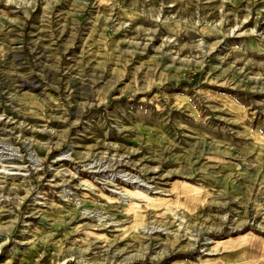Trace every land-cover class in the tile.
<instances>
[{
    "label": "rangeland",
    "instance_id": "1",
    "mask_svg": "<svg viewBox=\"0 0 264 264\" xmlns=\"http://www.w3.org/2000/svg\"><path fill=\"white\" fill-rule=\"evenodd\" d=\"M263 241L264 0H0V264Z\"/></svg>",
    "mask_w": 264,
    "mask_h": 264
},
{
    "label": "crops",
    "instance_id": "2",
    "mask_svg": "<svg viewBox=\"0 0 264 264\" xmlns=\"http://www.w3.org/2000/svg\"><path fill=\"white\" fill-rule=\"evenodd\" d=\"M263 245H264V241H263ZM180 262H182L183 264H196L197 262H195V261H187V260H185V261H180ZM204 264H207V261H205V262H203ZM226 263H228V264H238V263H231V262H228V261H226Z\"/></svg>",
    "mask_w": 264,
    "mask_h": 264
},
{
    "label": "bare ground",
    "instance_id": "3",
    "mask_svg": "<svg viewBox=\"0 0 264 264\" xmlns=\"http://www.w3.org/2000/svg\"><path fill=\"white\" fill-rule=\"evenodd\" d=\"M127 194V193H126ZM129 194V193H128ZM133 194H135V195H137L138 196V194H139V192L138 191H136V192H134ZM167 230V229H166ZM189 239H192V238H189ZM193 240V239H192Z\"/></svg>",
    "mask_w": 264,
    "mask_h": 264
}]
</instances>
